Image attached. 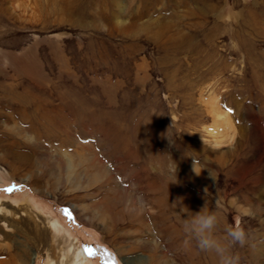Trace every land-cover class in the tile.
Wrapping results in <instances>:
<instances>
[{"label": "rangeland", "instance_id": "1", "mask_svg": "<svg viewBox=\"0 0 264 264\" xmlns=\"http://www.w3.org/2000/svg\"><path fill=\"white\" fill-rule=\"evenodd\" d=\"M31 54L41 75L13 62ZM32 103L61 109L71 132L52 134L36 156L78 159L86 174L101 156L109 176L83 174L74 187L42 165L12 167L11 152L35 153ZM161 182L198 192L221 218V238L243 227L248 242L231 250L241 264H264V0H0V214L28 205L48 228L38 243L4 224L12 237L0 235V259L151 264V241L172 264H189L173 209L161 220ZM109 187L125 212L106 230L108 213L90 220L82 209L103 205Z\"/></svg>", "mask_w": 264, "mask_h": 264}, {"label": "bare ground", "instance_id": "2", "mask_svg": "<svg viewBox=\"0 0 264 264\" xmlns=\"http://www.w3.org/2000/svg\"><path fill=\"white\" fill-rule=\"evenodd\" d=\"M13 62H15V64H17L21 68L22 72L31 73L34 75L42 74L39 59L37 58L35 54H31L30 57L28 55H23L17 58L13 57ZM38 87L41 88V86L39 85ZM32 108H33V111L41 113V117L39 119H35L34 117H31V120H32L31 125H33L35 133L37 134V138H38V141H36L35 144L32 146V150H34L35 153L33 155L30 152H28V150H26V152H11L10 156L12 157V160L10 161V165L12 167H14L16 163L20 165L24 164L25 166L28 167V170L31 173H33V170H34L33 168H35L36 165H39V166L42 165L43 167L46 168V174L48 175L49 179H53L55 183L57 182L62 183V184L70 183L74 187H81L83 183L82 181L83 174L87 178L88 183H91L93 181L98 182L102 180L104 177L109 176L110 172L108 168L106 167L104 160L101 156L98 157L99 160L97 163H88L89 170H92L90 168L96 169V172L94 174L83 173L85 171L80 169V167L84 163H80L81 161H77L78 159L77 160L74 159L73 161L72 158H70V160L65 161L63 159L54 157L53 155L47 157L46 159L36 156L35 154H37L39 149L43 147L44 141L46 139L48 140L51 139L52 134H55V132L60 133V130H63L69 133L70 129L69 127H67L69 125L67 122L68 120H65V117L61 109L58 110V112H56L55 114H51L50 110H44L42 112L43 108L41 107V105L33 106V103H32ZM44 131L46 133H44ZM17 132L19 134L26 135L25 133H23V129L20 127L17 128ZM53 137L55 139L58 138V136H53ZM66 163H75V166L73 168L72 166L66 168ZM34 180H37V179H34ZM117 189L118 187H111V188L109 187L107 190H104L106 192L103 191L104 193L102 194V200H104L105 203L107 202L106 205L105 203L100 206L91 205L89 207H84V209H82V210L90 211L91 213L90 220H95L98 217V214L100 215L99 217L104 219L105 217H107L106 215L108 213L111 217V222L110 224L106 223L104 225V228L106 227L105 228L106 230H108L107 229L108 227L116 226L117 223L121 220L122 215L125 212L123 208L120 210L117 209L119 208L117 206L123 203L122 196L116 201H111V202L109 201L110 192L113 193ZM154 190L157 193V195L154 197L155 201L157 202L156 205L158 204L159 206L164 208L160 215L162 218L161 220L163 221L168 216V213L166 212L165 208L173 209L174 214L179 219V223L181 227H183V223L185 219L194 215L195 213H199L201 211L208 213L206 211V208L203 205L204 203L203 199L199 196V194L197 195L198 192L194 193L191 188H186L185 186L182 185V183L181 184L175 183V185H172L168 182H161L155 187ZM179 208L180 209L182 208L181 212H178ZM95 209H96V213L93 212V210ZM26 215L28 217H25ZM138 216H139V213H134V212L132 213V212L127 211L126 217H129L130 220H134L136 217L138 218ZM139 219H142V218H139ZM142 221L140 223H142ZM4 224H8V227L16 230V232L18 233L25 234L26 236L35 240L38 243L39 242L45 243L47 241L46 232L48 228L41 227L42 225H39V222L37 218L35 217V215L31 214V211L28 205L27 206L22 205L16 209H7V210L2 211V213L0 214V235L2 234L4 239L9 241L11 240L12 235L5 229L6 227H4ZM52 225H54V223ZM171 232L172 233L176 232L177 235L180 233L181 236L182 234H184V230L177 229L175 226H171ZM143 245L146 246L147 249L151 253L150 254L151 264H172L169 261V259H167L166 252L159 253L160 249L157 243L147 241V242H144ZM179 246H181L183 258L186 261H188L189 264H219V258L213 253L201 252L196 246H193L191 244L186 245L185 241H181ZM50 250L52 249H49V252ZM77 255L79 256V252H76V257H78ZM204 258L207 259V261H203ZM72 259H74V257ZM0 264H11V262L9 259L3 258V259H0Z\"/></svg>", "mask_w": 264, "mask_h": 264}, {"label": "clouds", "instance_id": "3", "mask_svg": "<svg viewBox=\"0 0 264 264\" xmlns=\"http://www.w3.org/2000/svg\"><path fill=\"white\" fill-rule=\"evenodd\" d=\"M221 224V218L215 211L195 213L183 223L187 237L185 244L194 243L201 252L215 254L219 258V264H241L240 254L231 249L236 245L244 247L248 242V233L243 227L236 225L225 229L226 237L221 238L217 235Z\"/></svg>", "mask_w": 264, "mask_h": 264}]
</instances>
